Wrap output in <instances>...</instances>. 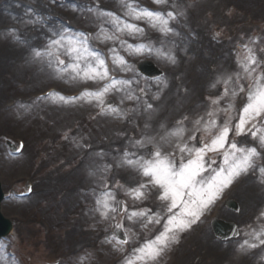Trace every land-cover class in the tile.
<instances>
[{
	"label": "rangeland",
	"instance_id": "obj_1",
	"mask_svg": "<svg viewBox=\"0 0 264 264\" xmlns=\"http://www.w3.org/2000/svg\"><path fill=\"white\" fill-rule=\"evenodd\" d=\"M151 1L153 2V0ZM238 2L239 0H177V9L179 13H181L180 15L187 21L185 27L192 31L194 30L195 33L193 35L195 37L200 40L203 39L202 42H199V39L197 40L196 45L198 48H201L204 42L207 43V45L214 43V41L222 42L214 43V48L211 49L210 47L208 49V51H210L209 53L212 52L215 56V53L219 50L222 51L226 49L227 53H229L228 48L233 46V42H249L256 38L258 39V36L255 34L259 31H264V0H242L240 3ZM258 2L261 4L260 6ZM0 24L4 25L5 23L0 22ZM214 29L219 33L214 34ZM109 32H111L110 29ZM4 36H7L6 33H4ZM263 46L264 40L257 44V47ZM260 55H263V52H261ZM61 57L64 56L61 55ZM0 58L2 59V56H0ZM20 58H24L23 54H21ZM190 59L191 58H188L187 55V63H189ZM186 60L184 61L186 62ZM220 60L219 57L216 64H206L207 66H205L207 69L213 68L215 70V73L212 75L213 78H211L209 85L206 84L207 86H204V91L198 90L193 93L194 95L198 94L197 96H199L200 99L207 102L205 103V107L203 104L199 109H188L186 111V113L192 115L199 112L204 107L201 113L195 116L188 115L189 117L185 120L187 125L184 124L187 131L192 129L193 122L197 118L203 114L205 115V111L210 109L211 100L214 96H219L220 91L222 92V80L231 75L226 73L232 69L229 56L223 61ZM21 61L22 60H20L19 63H21ZM170 64L171 65L164 67H166L167 72L171 75L168 77H170V80L174 83L172 77L176 75V64ZM19 66L21 68L23 67L22 65ZM26 66L30 70L34 69L27 64ZM187 66V70L183 75L176 76L179 81H181L178 92L183 91L184 93V85H187L188 81L191 79L187 76L191 64ZM193 67H196V65ZM170 69L173 71H170ZM51 70L52 74L45 72V76L39 72L28 73L25 70L23 73H19L17 79H12L10 76L11 71L17 73L19 70L6 69L4 74L1 75L2 78H0V104L3 102L2 99H13L21 95L29 96L32 92L41 91L54 83H62L64 86H71L68 91H72V89L79 87L83 83L96 84L92 81L71 82L67 75H65L66 79L65 77L60 79L56 76L52 68ZM183 80H185L186 83L183 82ZM218 81L221 83H218ZM213 85L216 86L213 87ZM132 90L134 92L135 89L133 88ZM110 95H115L119 98V95L115 93ZM121 99H123V102L128 101V99L124 97H121ZM190 99L191 94L187 96L184 103L190 101ZM183 105L184 104H179L177 107ZM121 110L128 115L129 112H134L135 109H126L123 107ZM127 115L125 117H127ZM125 117L123 118L126 119ZM123 118L101 114V109L96 106V103L94 101L89 103L87 100H79L75 104H67L52 100L44 105L36 106L30 113H24V111H22L17 115H13L12 110L8 112L0 106V139L4 144V148H6L7 138L9 140H15L16 137L21 138L24 136L28 141L26 154L19 159L9 158L3 164V168H1V177L5 184V188L21 187L32 180L35 182L38 191L29 201L33 206L22 207L20 204L16 205L11 202L12 204L10 203L4 208L7 215H12L18 219L19 229L17 231L21 232L22 235H18L15 240L17 243L16 248L21 252L23 257L26 258V264H44L45 261L47 262L54 258L59 251H67V254H70L72 248L76 247L81 240H86L88 242L87 244L90 246L99 244L97 250L101 248L103 250L106 249L103 237L107 226V220H104L98 212L93 213L91 216L85 215L83 208L87 201L84 200V198L79 203L73 201L76 195L80 194V184L86 185L93 183V180H90V183L82 180V174L78 173L80 168L77 169V165L86 159V153H89L92 147L99 146L100 142L108 146L109 144L106 142H110L109 140L112 139L114 144L111 145V149L115 152L117 159L120 157L118 149L122 145H130L131 136L137 131V124H124L122 120H119ZM233 123H235V119ZM165 124L156 127L157 130L155 129V131L157 137L160 138L161 135L166 134ZM108 126H110L111 130H106ZM114 128L122 130L113 131ZM187 131L185 135L188 133ZM186 139L187 138L184 137V141ZM176 142L178 141H175L173 138V144H165V150H163H174V144ZM194 142L195 141H193L192 144H194ZM160 143L162 145V141ZM151 146L152 145H148L145 149L149 151L152 148ZM2 150L3 148L1 146V153ZM177 154L179 156L178 152ZM132 173H134L135 176L136 174L138 175L134 182H145V178L134 170L126 167L115 170L110 179L112 180V178L119 176L116 181L121 180L124 182L125 175H128L129 178H131V182H133ZM95 180L97 181L96 178H94V181ZM96 181L95 188L103 183L101 180ZM261 184H264V182H261ZM68 185H73L70 187L73 191L72 204L77 207L74 213L67 212L66 207L64 210L62 208L57 209L60 205L59 203L65 201L59 200V197L64 190L66 193L69 191L67 189ZM47 186H49L50 191L40 196V192L44 190L45 187L47 188ZM258 187L260 188V183ZM116 189L115 187V190ZM147 190L149 191L147 192ZM144 191L145 193L147 192V198L151 199L150 202L154 210L160 215L166 212L164 202L158 199V189L149 186V188ZM260 191L262 193L257 190L255 195L260 201H264V198L260 197L264 195V187ZM50 198L54 199L58 206L55 209H47L48 212L41 215V217L38 216L37 207L40 206V204L46 205L42 204V202ZM88 200V202H91L90 199ZM237 202L239 203L240 209L238 212L231 211L239 216L236 222H238L239 225H244V223L248 226L252 225L254 231L259 232L262 227H264V215H262L264 209L261 206L262 204L256 209H247L240 206L238 200ZM45 210L46 209H42V211ZM51 211L53 212L51 213ZM34 217L40 219L35 221V223L31 221L32 223L30 222L31 224H29L28 219ZM82 217L83 219L80 220ZM223 217L225 218V214ZM81 221H83L86 226L84 229L79 224ZM47 222L52 225V232L50 233H46L45 230L43 231L42 224H46ZM128 226L130 229H134L132 231L140 230V228L143 227L139 221L136 223L128 221ZM205 226L206 228L208 227L207 222L196 227L193 231L188 232L187 230L179 233V240L172 243L163 254L164 256L171 251V249H175L179 246L172 252L174 260L170 264H264V245H260L259 241L255 240L253 236L249 243H256L258 245L257 247L249 248L245 245L242 250L240 249L241 245L238 243L236 249L231 247L230 251L226 253L224 249L217 248L216 246H212L211 248L209 243L202 238L204 237V231L208 230L204 229ZM133 236H136V234ZM50 239H52V241ZM73 239L74 241H72ZM117 247L118 246L115 245L108 251H114V253L117 254ZM217 250L221 252L217 253ZM89 256L90 257H87L86 264H99L98 258L93 259L92 254H89ZM1 259L3 260L4 258ZM110 260L111 257L108 256V261L106 262L104 258L101 263L109 264L108 262H110ZM11 262L15 264L13 260H11Z\"/></svg>",
	"mask_w": 264,
	"mask_h": 264
},
{
	"label": "snow or ice",
	"instance_id": "obj_2",
	"mask_svg": "<svg viewBox=\"0 0 264 264\" xmlns=\"http://www.w3.org/2000/svg\"><path fill=\"white\" fill-rule=\"evenodd\" d=\"M157 5H167L168 0H153ZM123 16L111 11L92 9L97 19L102 20L111 28V32L101 27L97 39L107 41H119L122 48H126L129 54L144 55L155 54L175 63V57L163 48H156L148 43L129 44L123 37H143L146 28L141 27L138 22H143L147 28L167 36L175 34L170 22L176 19L171 11L153 10L138 3V0H120ZM31 22V21H30ZM56 38L51 39L46 50L41 52L34 50V57L48 58V66L51 67L56 76L63 79L65 75L70 81H92L101 83L102 87L94 91L85 90L78 96H63L60 94H49L58 102L75 103L80 100L93 101L101 109V114L113 115L123 118L127 114L113 103L107 102V97L115 92H125L124 98L128 100H139L131 89L132 79H117L111 74L109 64L100 52L93 50L89 45V36L85 33L69 35L62 30L53 34ZM255 40L249 44H255ZM244 44V54L239 61V71L225 77L222 80L223 93L216 99L211 100V110L206 111L193 122L194 132L188 136V141H196L190 146L184 141L187 129L184 120L177 122V126L166 134L161 135L159 141L155 137L148 136L136 140L135 147L152 148L146 155H138L124 151L118 167L130 168L145 178V182L137 187L129 188L126 195L133 200L145 199V189L149 186L159 190L158 199L165 204L166 217L159 213H153L151 209H139L129 212L128 206L121 200H117L116 193L104 184V191L96 199L98 212L104 220H108L110 214L127 213V219L133 223L139 221L143 227L148 224H160L164 220L162 229L152 239L146 240L141 246L133 249L132 253L125 258L124 264H159L166 249L172 243L177 242L178 235L187 231L197 224L212 205L220 198L225 189L229 188L240 176L249 172L259 171L261 182H264V59L258 58L253 48ZM112 52L111 62L121 71H134L124 56L120 55L116 48ZM264 52V49H260ZM61 55L69 58V62L61 59ZM138 83V82H137ZM157 83L167 86L165 81ZM218 83H221L218 81ZM216 85H213L215 87ZM143 95H147L144 88H139ZM243 96L246 102L242 104L236 117L235 100ZM225 106L220 107L221 101ZM123 103V99L121 100ZM152 109L151 104L146 105ZM223 113L225 119L218 124V116ZM235 119V123L233 120ZM147 127V125H145ZM202 131L199 140L195 132ZM245 137L239 144L234 137ZM232 137V138H230ZM173 138L178 141L174 144V150L164 151L161 141L172 145ZM177 152L179 156L177 157ZM219 156L222 163L210 156ZM107 171V167L104 169ZM116 188L122 187L119 182ZM31 189H29L30 191ZM179 209V211H175ZM264 215V213H262ZM123 231L128 237V231L123 224L116 225V233ZM251 236L260 245H264V227L259 232L253 231ZM116 241V246L128 244L129 240L119 239L118 235L107 238V243ZM255 248L256 243L245 240L241 245ZM3 245H0L2 248Z\"/></svg>",
	"mask_w": 264,
	"mask_h": 264
},
{
	"label": "bare ground",
	"instance_id": "obj_3",
	"mask_svg": "<svg viewBox=\"0 0 264 264\" xmlns=\"http://www.w3.org/2000/svg\"><path fill=\"white\" fill-rule=\"evenodd\" d=\"M42 1V0H41ZM239 0L238 3H240ZM246 1V0H244ZM258 5L260 6L261 4L258 2ZM16 8L15 4H12L10 2H7V4H4L3 9L1 10L2 13H0V22L4 21V20H14V21H19L18 23H21L23 26H21V32L25 35L28 36V34L31 32H33V27L31 25V23H29L30 21L27 20V17H22V16H16V15H12V14H6L5 10L8 11V13L12 12L14 14V9ZM76 11L77 16L81 15L84 11L82 10H77L74 9ZM35 26L38 28L40 25L34 21ZM34 33H37V31H35ZM179 42L182 43H187V45L189 44V48L184 47L183 50H188V54L192 53L195 54L197 51L199 53V57L197 60V63L199 65L202 64L203 66V70L200 71H196L194 70L192 72L193 75V80L187 85L190 88V91H188L187 89H185L184 93L183 91H179L180 89V85H181V81H179V79L177 78L178 74H180V72L176 73V76L172 77V79H174V84L173 86L171 85L169 88H163L162 90H160V92H158V96L155 97L156 99H151L150 102L152 103V109H146L144 111V113L142 114V116L135 114L132 112V114H130V116L128 117L127 123L124 122V124L127 125H131V123H135L138 122H142L144 123V129L147 130V134L145 137L148 136H152L154 133V130L161 126L162 124H165L166 122L171 121L174 117L180 116L181 113H183L185 110L190 108V104L195 100V98H198L197 95H194L193 92L198 91V90H202L204 91V84L207 83L208 77L209 75H207L209 73V70L205 67V62H214L215 58L212 57H208L204 53V51L202 49L198 50L196 47L197 45L193 44L192 40L188 37V39H180ZM23 54L26 55L27 54V48L25 45L21 44V43H11L9 41H7L6 39L4 40H0V56H2V59L0 58V78H2L1 75L4 74V72L6 71V69H18L19 71L17 72V75H19V73H23L26 69H28V67H20L18 64V61L15 62L12 59L16 58L18 56V54ZM183 55V54H182ZM181 54H177L174 55L176 57H179L181 59ZM20 61V59H18ZM4 62V64H3ZM44 60L40 59L39 61H36L35 63L39 64H43ZM179 68V67H178ZM177 68V69H178ZM176 70V69H175ZM170 71H173L170 69ZM181 71V70H180ZM186 71V70H185ZM185 71L183 73H185ZM176 77V78H175ZM183 82L186 83L185 80H183ZM206 87V86H205ZM191 94V99L190 101H187L186 103H184V100L187 98L188 95ZM197 96V97H196ZM182 105L181 107H177L178 105ZM134 106V104H133ZM137 122V124H138ZM141 123V124H142ZM147 125V127L145 126ZM106 130H111L110 126H108V128ZM116 130H122V129H118V128H114L113 131ZM109 138H112L110 136H108ZM26 151V149H25ZM24 151V153H25ZM23 153V154H24ZM90 162V161H88ZM91 164V162L89 163V165ZM95 164H97V162H95ZM85 169H88L87 167H84ZM248 187L244 189H239L236 193H234L233 198L235 197L236 199L238 198L241 202L240 205H242L243 207H249V209L252 207V205H255V202H258V198L255 196L254 191L257 189L255 188L257 186V181L253 182L251 184V182H249V184H247ZM70 196V195H68ZM67 196V197H68ZM70 199V198H69ZM222 214V211L220 213V215ZM226 218H228L229 221H237L239 219L238 215L233 214L232 212H227L225 214ZM206 238L205 240H208L209 242L212 241V234L211 233H206ZM203 240V239H202ZM215 246V245H214ZM221 245H218L217 248H220ZM224 250L230 251V246L225 247ZM217 253L218 250H217Z\"/></svg>",
	"mask_w": 264,
	"mask_h": 264
}]
</instances>
